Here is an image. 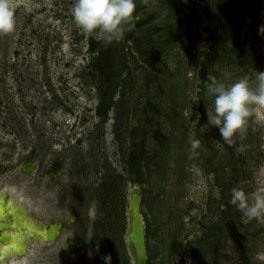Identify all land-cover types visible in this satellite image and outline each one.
<instances>
[{
	"label": "rangeland",
	"instance_id": "1",
	"mask_svg": "<svg viewBox=\"0 0 264 264\" xmlns=\"http://www.w3.org/2000/svg\"><path fill=\"white\" fill-rule=\"evenodd\" d=\"M74 2L10 0L15 29L0 35V192L58 228L0 264H264V225L242 223L229 203L234 187H264V126L250 118L232 146L202 127L209 75L254 87L264 72V0H136L107 79L89 48L102 36L74 24ZM134 142L141 184L128 163ZM135 208L145 262L127 242Z\"/></svg>",
	"mask_w": 264,
	"mask_h": 264
},
{
	"label": "clouds",
	"instance_id": "2",
	"mask_svg": "<svg viewBox=\"0 0 264 264\" xmlns=\"http://www.w3.org/2000/svg\"><path fill=\"white\" fill-rule=\"evenodd\" d=\"M136 0H75L70 11L74 24L85 34L98 33L105 46L119 43L125 32L134 29ZM15 13L10 0H0V35H8L15 29ZM264 34V26L259 29ZM206 93L212 98L211 110L206 108L207 123L202 126L208 130L216 128L220 141L228 146L234 144V137L246 132L249 119L264 126V72L256 71L255 86L246 77L226 84L215 76L209 75ZM190 152L198 154L201 146L199 139L189 141ZM245 150L244 145L237 149ZM257 183H264V169L256 173ZM229 203L241 214V221L248 224L255 221L264 225V187L249 193L243 188L231 189ZM91 255V253L89 254ZM104 264H111V256L103 257Z\"/></svg>",
	"mask_w": 264,
	"mask_h": 264
},
{
	"label": "bare ground",
	"instance_id": "3",
	"mask_svg": "<svg viewBox=\"0 0 264 264\" xmlns=\"http://www.w3.org/2000/svg\"><path fill=\"white\" fill-rule=\"evenodd\" d=\"M57 233L56 226L48 229L31 222L19 203L5 192H0V261L7 263L11 254H23L26 250L25 240L30 236L52 240Z\"/></svg>",
	"mask_w": 264,
	"mask_h": 264
},
{
	"label": "trees",
	"instance_id": "4",
	"mask_svg": "<svg viewBox=\"0 0 264 264\" xmlns=\"http://www.w3.org/2000/svg\"><path fill=\"white\" fill-rule=\"evenodd\" d=\"M136 13V12H135ZM134 13V14H135ZM208 17L210 18V21L212 20V13H211V8L207 12ZM220 35V32L218 30H215L212 34V41L215 40L218 36ZM217 40V39H216ZM218 42V41H217ZM90 51L92 53H96L97 55L95 56V68L101 73V75L106 79L110 78V76H113V69L112 67L114 66L115 60H116V47L115 43L111 45L105 46L101 41H95L91 40L90 41ZM213 52L217 51L215 43L212 46ZM113 71V72H112ZM102 101L104 100L103 94L101 95ZM99 105V114L106 118L110 108H111V101L110 103L106 104L105 100ZM134 149L130 154L128 163H129V168L130 172L135 176L132 178V181L137 182V183H142V170H141V160L144 155V150H138L139 145L137 142H134Z\"/></svg>",
	"mask_w": 264,
	"mask_h": 264
},
{
	"label": "water",
	"instance_id": "5",
	"mask_svg": "<svg viewBox=\"0 0 264 264\" xmlns=\"http://www.w3.org/2000/svg\"><path fill=\"white\" fill-rule=\"evenodd\" d=\"M136 208H138L137 203H136ZM136 208L131 213V224L128 231L127 242L135 258L139 261L145 262L147 260L146 245H145L146 230L140 212ZM51 228L52 227H50L49 229Z\"/></svg>",
	"mask_w": 264,
	"mask_h": 264
}]
</instances>
